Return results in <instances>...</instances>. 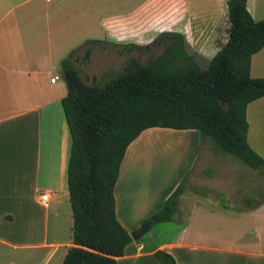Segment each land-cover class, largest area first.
<instances>
[{
  "label": "crops",
  "instance_id": "1",
  "mask_svg": "<svg viewBox=\"0 0 264 264\" xmlns=\"http://www.w3.org/2000/svg\"><path fill=\"white\" fill-rule=\"evenodd\" d=\"M127 1L0 0V264H63L74 245L72 140L62 106V62L72 51L87 41L145 46L163 32L185 35L205 60L221 48L209 58L203 45L227 18L228 0H141L124 10ZM247 7L264 20V0H248ZM251 76L264 78V48L252 58ZM247 120L248 143L264 158V97L248 106ZM203 142L197 130L151 128L130 145L114 191L129 233L189 178ZM165 145L170 167L151 161L152 148ZM46 192L52 197L43 204ZM135 236L117 264H159V250L178 264H264V198L221 206L181 198L173 221Z\"/></svg>",
  "mask_w": 264,
  "mask_h": 264
},
{
  "label": "trees",
  "instance_id": "2",
  "mask_svg": "<svg viewBox=\"0 0 264 264\" xmlns=\"http://www.w3.org/2000/svg\"><path fill=\"white\" fill-rule=\"evenodd\" d=\"M247 3L228 0V40L205 69L185 35L176 32H163L145 46L122 45L128 53L160 47L164 51L146 65L130 57L123 72L103 84H88L75 64L82 58L88 61L90 46L104 41H87L63 60L74 219V245L63 264H117L132 235H145L173 221L188 178L135 233L117 217L114 191L122 162L130 145L148 129L197 130L220 151L252 169H264V158L248 143L247 120L248 106L264 97V78L251 76L252 58L264 48V20L256 21ZM155 256L159 264H178L165 250Z\"/></svg>",
  "mask_w": 264,
  "mask_h": 264
},
{
  "label": "rangeland",
  "instance_id": "3",
  "mask_svg": "<svg viewBox=\"0 0 264 264\" xmlns=\"http://www.w3.org/2000/svg\"><path fill=\"white\" fill-rule=\"evenodd\" d=\"M141 0H128L126 8L141 5ZM140 2V3H139ZM230 23L227 18L221 21L215 30L213 40L203 45L206 57L217 51L228 40ZM157 37V36H156ZM91 56L88 61L84 60L85 52L79 55L81 60L75 64L84 80L90 84H103L104 82L117 77L123 72L130 57L136 58L141 64H149L155 57L163 53L162 47L153 49L152 52L135 50L128 53L122 44L115 42H104L91 45ZM198 65L207 68L210 60L204 59L196 54ZM166 145L153 147L151 150L152 162L155 165L170 167L173 157L163 154ZM162 150V151H161ZM160 152V153H159ZM200 159L189 175L185 186V193L181 196L183 201L189 198H207L214 205H219L228 199L253 198L259 200L264 198V169H252L246 166L238 158L226 154L217 149L210 139H205L202 146ZM154 155H156L154 157ZM151 166V165H150ZM170 169V168H169ZM226 185V195L224 186ZM23 254V252H21ZM40 261L32 258L26 261L27 264H38Z\"/></svg>",
  "mask_w": 264,
  "mask_h": 264
},
{
  "label": "built area",
  "instance_id": "4",
  "mask_svg": "<svg viewBox=\"0 0 264 264\" xmlns=\"http://www.w3.org/2000/svg\"><path fill=\"white\" fill-rule=\"evenodd\" d=\"M56 79H53L52 81H55ZM51 197H52V194L50 192H46V193L42 194L41 202L43 204H48L50 202V200H51Z\"/></svg>",
  "mask_w": 264,
  "mask_h": 264
},
{
  "label": "water",
  "instance_id": "5",
  "mask_svg": "<svg viewBox=\"0 0 264 264\" xmlns=\"http://www.w3.org/2000/svg\"><path fill=\"white\" fill-rule=\"evenodd\" d=\"M132 238H133L134 240H136L137 237H136L135 235H132Z\"/></svg>",
  "mask_w": 264,
  "mask_h": 264
}]
</instances>
